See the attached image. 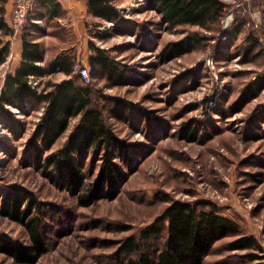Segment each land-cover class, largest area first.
Instances as JSON below:
<instances>
[{
	"label": "rangeland",
	"instance_id": "obj_1",
	"mask_svg": "<svg viewBox=\"0 0 264 264\" xmlns=\"http://www.w3.org/2000/svg\"><path fill=\"white\" fill-rule=\"evenodd\" d=\"M113 1L126 25L117 29L87 16L72 50L79 65L90 67L91 40L125 68L115 80L90 70L88 81L93 104L128 146L117 158L127 177L114 196L80 206L36 161L30 139L42 105L26 110L8 105L12 121L0 111V202L5 191L18 188L34 192L42 207L47 252L32 264H121L114 256L120 240L139 234L176 198L207 199L239 225L240 233L212 244L202 264H264V0H225L222 18L207 27L169 25L144 0ZM42 19L27 20L22 30L44 34L46 61L60 46L76 42V34L43 10ZM52 36L63 39L60 45ZM184 40L179 53L165 52L168 43ZM10 49L0 65V88L17 65L14 43ZM65 77L46 74L38 88ZM115 96L130 103L123 117L111 115ZM77 120L46 152L66 141ZM85 162L89 181L98 160L89 152ZM0 235L28 241L23 225L4 214ZM243 235L252 236L255 246L232 249L229 243ZM0 264L27 263L0 253Z\"/></svg>",
	"mask_w": 264,
	"mask_h": 264
},
{
	"label": "trees",
	"instance_id": "obj_2",
	"mask_svg": "<svg viewBox=\"0 0 264 264\" xmlns=\"http://www.w3.org/2000/svg\"><path fill=\"white\" fill-rule=\"evenodd\" d=\"M0 0V65L9 56L10 41L4 36L11 34L4 20V3ZM53 2V0H46ZM161 15L169 25L192 23L207 27L223 16L225 0H144ZM88 10L94 16L121 29L128 20L120 13L113 0H88ZM54 7H60L57 2ZM99 35V34H98ZM184 41H172L165 47L168 55L179 53ZM90 70H102L107 76L122 78L124 65L109 54L108 48L88 42ZM19 65L12 73H6L0 88V111L12 121L9 106L26 110L29 106L42 105L33 137L30 139L36 161L59 185L76 195L80 206L98 197H112L118 185L127 175L117 158L127 153V144L106 122L103 112L93 104V89L84 83L74 70L75 53L65 50L54 57L41 61L44 48L40 43L23 37ZM61 70L65 78L45 81L38 86L44 75ZM40 79V80H39ZM34 81H38L34 84ZM111 115L123 117L130 110V103L120 97H111ZM9 105V106H8ZM78 120L66 141L57 149L46 152L68 128L70 121ZM91 152L98 160L95 177L87 180L85 158ZM0 214L23 225L28 241L14 242L0 235V253H6L19 263L32 264L47 252L43 236L42 207L34 192L10 189L4 192L0 202ZM139 234L122 238L114 251L121 264H202L212 244L228 234L240 233L236 220L221 214L219 207L205 199L186 201L168 200V205L156 219L143 227ZM232 249L255 246L252 236H239L229 243Z\"/></svg>",
	"mask_w": 264,
	"mask_h": 264
},
{
	"label": "crops",
	"instance_id": "obj_3",
	"mask_svg": "<svg viewBox=\"0 0 264 264\" xmlns=\"http://www.w3.org/2000/svg\"><path fill=\"white\" fill-rule=\"evenodd\" d=\"M87 1L88 0H53V2H48L46 0H34L33 8L30 11L28 18H27L28 20L32 22L43 20L42 19V10H43L49 18H51L52 20L56 19L62 25L66 26L69 31L70 30L74 31L76 34V42L73 41L71 43H67V44L60 46V49L56 51V53H54L51 57H54L57 53L61 51H65V50L73 51L72 50L73 47L75 49L78 48L77 46L79 42L77 41L81 39V36H82L81 31L87 27V21H88L87 16L96 17L91 12H89ZM55 2L60 4V7H54L53 3ZM4 5H5L4 20H6L7 24H9L10 22L9 19L11 17L12 8H13L12 0H7L4 3ZM26 30H22L21 28L16 33L7 34L4 36V38L9 40L10 43L12 44L14 43V46L16 48L18 58H17V65L15 66V68L19 65V62L21 60V54L23 50L22 48L23 37L31 38L32 40L40 43L41 47L44 48V56L41 61V64L45 63L44 61H45L47 52L45 51L46 45L44 44V34L41 35V37H33L31 34L25 33ZM51 38L55 40L54 41L55 45L57 43L56 42L57 40H58V43L59 41L61 42V40H63L61 37H57V36H52ZM58 45H60V43ZM77 58H79L78 52L75 53V60ZM57 71L63 73L66 76V74L63 71L61 70H57Z\"/></svg>",
	"mask_w": 264,
	"mask_h": 264
},
{
	"label": "built area",
	"instance_id": "obj_4",
	"mask_svg": "<svg viewBox=\"0 0 264 264\" xmlns=\"http://www.w3.org/2000/svg\"><path fill=\"white\" fill-rule=\"evenodd\" d=\"M34 0H12V13L8 27L12 33L18 32L22 26L27 22L28 15L33 8ZM112 24L111 22H109ZM74 70L81 75L85 82L90 80V67L87 65H79L77 62L74 64Z\"/></svg>",
	"mask_w": 264,
	"mask_h": 264
}]
</instances>
